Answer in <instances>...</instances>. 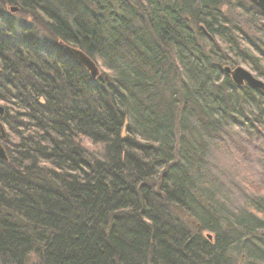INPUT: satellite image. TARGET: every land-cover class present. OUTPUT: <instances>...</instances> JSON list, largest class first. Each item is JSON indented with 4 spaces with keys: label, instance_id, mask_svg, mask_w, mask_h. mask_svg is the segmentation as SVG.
Here are the masks:
<instances>
[{
    "label": "trees",
    "instance_id": "1",
    "mask_svg": "<svg viewBox=\"0 0 264 264\" xmlns=\"http://www.w3.org/2000/svg\"><path fill=\"white\" fill-rule=\"evenodd\" d=\"M232 2L0 0V264H264V91L224 70L264 46Z\"/></svg>",
    "mask_w": 264,
    "mask_h": 264
},
{
    "label": "rangeland",
    "instance_id": "2",
    "mask_svg": "<svg viewBox=\"0 0 264 264\" xmlns=\"http://www.w3.org/2000/svg\"><path fill=\"white\" fill-rule=\"evenodd\" d=\"M247 1L248 0H234V2H232L231 4L229 3L223 6V12L225 16L229 18L231 27H236L238 32L242 31V33L245 34V37H247L251 42H262L261 46H264V22H262L261 20L258 21L256 19H252L253 15H250L249 10L243 5ZM239 6H241V9L238 8ZM253 12L255 14L257 13L256 11ZM12 14L16 15L17 17L21 15L19 13V10H17L16 12H12ZM255 58L257 57L255 56ZM238 66L249 70L253 75L264 82V76H260L259 73V71H261V68L259 67V70H256L258 65L256 66L254 61L248 60L245 62L241 60L239 64L233 65V67Z\"/></svg>",
    "mask_w": 264,
    "mask_h": 264
},
{
    "label": "water",
    "instance_id": "3",
    "mask_svg": "<svg viewBox=\"0 0 264 264\" xmlns=\"http://www.w3.org/2000/svg\"><path fill=\"white\" fill-rule=\"evenodd\" d=\"M254 2L264 11V0H254ZM17 10H18L17 7H11V12H16ZM65 48L70 54L75 56L85 68H87L90 71L93 77L99 75L100 73L99 66L83 50L74 47L72 45H65ZM224 70L226 73L231 74L233 80L238 85L247 84L253 88L261 89L264 91V82L261 79L257 78L255 75H253L251 72L246 70L245 68L238 67L235 69H231L229 67H226ZM0 115L1 116L4 115V107L2 105H0ZM5 136H6L5 131L2 129V137L5 138ZM0 159L4 161L8 160L6 151L1 142H0ZM209 237L211 236L209 235Z\"/></svg>",
    "mask_w": 264,
    "mask_h": 264
},
{
    "label": "bare ground",
    "instance_id": "4",
    "mask_svg": "<svg viewBox=\"0 0 264 264\" xmlns=\"http://www.w3.org/2000/svg\"><path fill=\"white\" fill-rule=\"evenodd\" d=\"M248 10H249V13H250V15H253V18L252 19H256V20H261L262 22H264V11L254 2V0H248L245 4H243ZM238 8H240L241 9V6H239ZM253 11H256L257 13L255 14ZM202 28H203V30H205V27L204 26H202ZM256 45H258L259 43H257V42H254ZM258 64H259V66H260V68H263L264 69V61H258L257 62ZM226 67H229V68H231V69H235V68H238V67H241V66H238V67H233V65H226L225 67H224V69L226 68ZM87 69V68H86ZM249 71V70H248ZM250 72V71H249ZM92 75V74H91ZM230 75V77L232 78V76H231V74H229ZM93 77V76H92ZM97 77V76H96ZM95 77V78H96ZM94 78V77H93ZM232 80H233V78H232ZM233 82L236 84V85H238L234 80H233ZM245 85V84H244ZM238 86H243V85H238ZM1 116V115H0ZM0 128H1V131H2V129H4V127H3V124L2 123H0ZM210 235V234H209Z\"/></svg>",
    "mask_w": 264,
    "mask_h": 264
}]
</instances>
